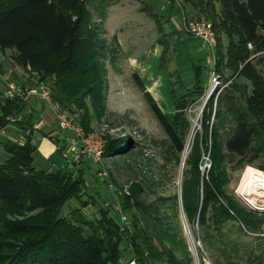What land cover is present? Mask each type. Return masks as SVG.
<instances>
[{"label":"trees","instance_id":"16d2710c","mask_svg":"<svg viewBox=\"0 0 264 264\" xmlns=\"http://www.w3.org/2000/svg\"><path fill=\"white\" fill-rule=\"evenodd\" d=\"M167 1L193 7L195 20L210 21L216 36L214 72L225 87L208 99L203 110V131L211 142L209 169L201 175L200 150L195 143L184 161L178 199L162 198L146 205L139 199L143 186L135 183L129 195L122 196L124 209L135 208L143 215L142 221L132 216V230L128 225L122 228L108 210H100L99 218L88 220L81 211L87 206L82 174L74 177L69 169L36 170L32 166L33 120L23 114L28 101L5 99L0 107V133L14 125L23 133L24 142L5 140L2 146L7 156L0 161V264H118L125 240L138 264H191L180 216L188 224L196 222L205 240L212 237L211 228L220 233L227 222H239L250 230L264 226V215L257 218L244 210L227 190L235 172L264 155V75L252 59L264 55V0ZM89 4L90 0H0V50H14L17 64L38 74L41 82H50L54 101L84 114L89 107L95 113L103 112L106 99L107 45L99 38ZM149 16L155 19L154 14ZM115 52H109L111 59ZM225 71L231 76L226 78ZM192 72L197 89L201 63L192 64ZM239 78L249 82L250 93L237 82ZM146 98L176 151L184 152L186 143L184 147L172 123L149 95ZM227 119L234 129L223 141L219 130ZM81 126L89 131L85 124ZM126 140H107L104 156L127 157L133 143ZM125 143L132 144L128 150L120 146ZM71 200L81 207L69 217L61 216L63 206ZM167 201L172 204L171 219L160 217V207ZM141 238L144 245L137 243Z\"/></svg>","mask_w":264,"mask_h":264},{"label":"rangeland","instance_id":"374dc122","mask_svg":"<svg viewBox=\"0 0 264 264\" xmlns=\"http://www.w3.org/2000/svg\"><path fill=\"white\" fill-rule=\"evenodd\" d=\"M88 8L92 12V22L99 28V38L107 45L105 110L95 113L89 107L84 114V111L75 107L62 108L71 119L85 124L88 132L102 138L104 144L107 140L122 138L127 141L130 138L133 149L127 157H105L103 154L100 165L91 160L84 162L87 185L85 183L83 198L87 206L81 208V211L88 220L93 221L100 217V210H108L109 214L111 212L115 219L120 220L119 224L128 225L132 230V216L143 220L140 211L123 208L122 196L129 195V188L133 184H142L143 192L139 199L146 205L156 204L162 198L169 201L177 196L178 199L182 183L181 172L185 169L184 161L195 143L200 150L201 162L198 163V169L201 175L209 169L208 150L211 142L210 138H205L203 131V110L208 99L225 85L221 79L220 85H211V73L215 66L212 54L199 40L182 30L184 14L194 20L197 17L196 10L190 5L183 8L180 2L171 5L167 0H90ZM150 13L155 15V19L149 16ZM226 42L224 38V43ZM113 50L116 52L111 59L109 52ZM6 52L4 56L8 57L11 51ZM252 59L264 75V55L253 56ZM200 63L203 73L201 83L195 89L192 64ZM224 75L226 78L230 77L231 72L225 71ZM14 81L22 85L21 80ZM6 82L8 81H5V85ZM237 82L250 93L251 87L247 80L239 78ZM44 83L50 88L49 81ZM4 88L5 86L0 87V107L6 102L1 92ZM146 95L153 99L172 123L184 147L192 133L185 155V151L178 152L174 148ZM214 118L213 115L210 125ZM223 125L219 130V137L224 141L232 135L234 125L228 119ZM1 136L0 161L3 162L7 155L2 146L7 139ZM7 136L12 137L13 134L8 130ZM19 142L23 143L24 140ZM131 145L125 143L120 146L128 150ZM247 158H250V154ZM259 166H263L262 169ZM245 167L232 175L227 190L234 194L244 210L252 211L260 218L264 215V185L255 183L249 196L238 192ZM248 167L264 172V155L261 154ZM168 201L165 206L160 207V217L171 219L172 204ZM80 207L77 201H68L61 210V216L69 217L72 210ZM121 217L125 220L121 221ZM179 224L191 264H264V226L250 230L239 222H227L221 227L220 233L211 228L212 237L205 240L196 222L188 224L180 216ZM138 242L143 244L142 238ZM121 251L122 258L119 261L131 258L136 260L128 240L121 244ZM177 257L181 259L180 255Z\"/></svg>","mask_w":264,"mask_h":264},{"label":"crops","instance_id":"0c3cea01","mask_svg":"<svg viewBox=\"0 0 264 264\" xmlns=\"http://www.w3.org/2000/svg\"><path fill=\"white\" fill-rule=\"evenodd\" d=\"M6 51H11L8 57L4 56V53H7ZM15 56L16 52L14 50H0L1 88L5 86V81L17 79L21 80L23 86L29 88L35 87L39 82L44 83L40 81L38 74L31 73L28 69H24L23 66L17 64L14 59ZM48 108L43 102H38L36 98H33L27 102L23 113L33 120L32 144L35 150L32 153V166L36 170L46 173L71 168L69 170L74 173V177L77 174H82L86 183L84 162H89V160L76 158V152L67 144L68 134L58 128L54 112ZM8 130L13 134L12 137L7 136ZM0 135L14 142L24 140L22 132L13 125L6 127ZM110 216L113 217L111 212Z\"/></svg>","mask_w":264,"mask_h":264},{"label":"built area","instance_id":"2783aa9c","mask_svg":"<svg viewBox=\"0 0 264 264\" xmlns=\"http://www.w3.org/2000/svg\"><path fill=\"white\" fill-rule=\"evenodd\" d=\"M182 30L186 34L199 40L201 44L208 50L215 60L217 40L213 31V26L210 21L207 20H194L182 17ZM251 49L252 46L248 44ZM264 54V52H261ZM220 76L214 71L211 73L210 83L212 86L220 85ZM3 97L7 100H21L27 102L33 98H37L42 101L47 107H49L54 113L58 128L62 132H66L67 144L76 153L77 159H88L92 162L100 165L101 159L105 150V144L102 138L95 136L94 134L87 132L81 126L80 123L71 119L66 110L63 109L60 104L52 99L50 90L44 83H38L34 88H27L22 85H18L14 82H6L5 88L2 92ZM76 159V160H77ZM125 218L121 217V221ZM121 225V224H120ZM125 224H122V228ZM118 264H138L134 259L120 262Z\"/></svg>","mask_w":264,"mask_h":264},{"label":"bare ground","instance_id":"6f19581e","mask_svg":"<svg viewBox=\"0 0 264 264\" xmlns=\"http://www.w3.org/2000/svg\"><path fill=\"white\" fill-rule=\"evenodd\" d=\"M191 136L192 133L188 139L187 142V147L185 149L184 155L188 151V147L191 141ZM185 157V156H184ZM183 166V165H182ZM264 185V172L258 171L256 169H253L251 167H246L242 173L239 187H238V192L244 194V196H249L250 195V189L252 186H254L255 183H259ZM248 202L251 204V201L248 200Z\"/></svg>","mask_w":264,"mask_h":264},{"label":"water","instance_id":"95a60500","mask_svg":"<svg viewBox=\"0 0 264 264\" xmlns=\"http://www.w3.org/2000/svg\"><path fill=\"white\" fill-rule=\"evenodd\" d=\"M208 99V98H207ZM182 173V172H181ZM179 193H180V191H179Z\"/></svg>","mask_w":264,"mask_h":264}]
</instances>
